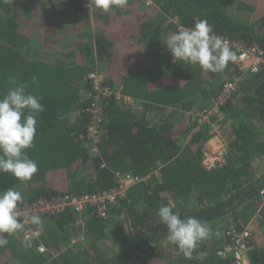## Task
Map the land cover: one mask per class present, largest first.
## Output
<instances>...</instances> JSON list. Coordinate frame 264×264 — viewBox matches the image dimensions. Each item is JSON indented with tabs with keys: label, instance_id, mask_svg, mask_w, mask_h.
Returning a JSON list of instances; mask_svg holds the SVG:
<instances>
[{
	"label": "trees",
	"instance_id": "trees-1",
	"mask_svg": "<svg viewBox=\"0 0 264 264\" xmlns=\"http://www.w3.org/2000/svg\"><path fill=\"white\" fill-rule=\"evenodd\" d=\"M151 1L154 7L145 11L139 10L140 0H127L104 12L88 8L87 0H0V98L10 86L8 77L15 76L28 84V93L43 98L44 107L34 147L26 150L39 171L27 182L0 173V191L23 186V204L116 188V173L148 177L111 207L106 220L88 210L80 216L81 227L79 216L67 210L46 218L39 240L4 234L8 244L0 247V264H162L155 252L167 240L157 217L162 205L219 233L228 217L239 227L257 213L262 235L254 230L250 260L264 264V171L253 165L264 160V72L244 79L221 109L224 123H230L227 163L207 171L201 149L212 133L197 128L188 112L202 108L236 74L234 61L221 72H207L174 61L164 44L178 25L192 28L206 19L216 35L264 48V0ZM227 3L235 6L234 14ZM63 13L74 21L67 33H76V44L61 59L33 53L32 38L54 36L56 15ZM157 42L161 47L152 50ZM97 68L138 104L134 110L115 99L106 102L100 157L90 155L85 140L87 75ZM80 233L84 242L71 246ZM223 242L215 235L200 242L192 259L169 242L168 257L171 264H233L217 256ZM39 244L51 253H38ZM199 252L207 255L201 259Z\"/></svg>",
	"mask_w": 264,
	"mask_h": 264
},
{
	"label": "built area",
	"instance_id": "built-area-1",
	"mask_svg": "<svg viewBox=\"0 0 264 264\" xmlns=\"http://www.w3.org/2000/svg\"><path fill=\"white\" fill-rule=\"evenodd\" d=\"M140 5L142 6L141 11L154 7L151 0H140ZM181 29H188V27L178 25L176 31ZM218 36L222 37L237 55V59L234 61L236 74L222 83L216 95L210 97L202 108L188 112V117L192 119L197 128L206 127L212 133L201 149V166L207 171L221 169L227 163L228 141L223 133L225 125H228V123H224V115L221 109L237 93L239 85L244 79L250 75L264 72V48L257 43L246 44L243 41L232 40L224 35L218 34ZM104 73L97 68L87 75L89 89L85 93V97L89 101V105L85 109L88 119L85 140L90 155L94 157L101 156L99 144L102 136L101 127L106 102L115 99L125 109L136 110L138 108L137 101L123 94L121 85H110ZM115 175L118 181L116 188L82 194L67 193L56 198H41L31 203L19 204L18 211L23 228L16 234L22 241L26 242L39 240L42 236L41 226L24 221L25 213L37 214L45 222L48 217L70 210L79 216L77 223L81 227L85 225V221L84 217L81 218L80 216L88 210H91L97 218L106 220L112 206L124 199L132 187L144 183L148 179V177L133 175L129 172L116 173ZM260 193L263 194V191H260ZM258 217V215H255L249 222L241 224L239 227L233 223L232 219H229L231 221H228L227 224L225 222L221 234L224 242L218 250L217 256L223 260L228 259L233 264H254L250 260V252L253 249L251 241ZM82 235L80 233L76 238H73L71 246L76 243L81 245L84 242ZM36 251L40 254L51 253L43 244H39Z\"/></svg>",
	"mask_w": 264,
	"mask_h": 264
},
{
	"label": "clouds",
	"instance_id": "clouds-1",
	"mask_svg": "<svg viewBox=\"0 0 264 264\" xmlns=\"http://www.w3.org/2000/svg\"><path fill=\"white\" fill-rule=\"evenodd\" d=\"M59 3L60 0H54ZM127 0H87L88 8L104 12L112 8H122ZM174 61H182L207 72L223 71L230 61H236L237 55L228 43L214 33L206 19L195 22L194 27L181 29L169 35L164 42ZM37 83V77L31 78ZM9 88L0 98V173H10L17 180L27 182L39 171L36 161L26 150L34 147L37 131V117L44 111L40 96L28 93V84L20 82L15 76H9ZM23 202L22 193L9 188L0 191V247L8 244L4 234L14 235L22 230L18 205ZM161 224L166 226L167 240L175 245L186 259L193 258L200 242L219 236L201 220L189 216L182 218L170 205H162L157 211ZM25 222L42 226V219L34 213H25ZM207 253L199 252L203 259Z\"/></svg>",
	"mask_w": 264,
	"mask_h": 264
},
{
	"label": "rangeland",
	"instance_id": "rangeland-1",
	"mask_svg": "<svg viewBox=\"0 0 264 264\" xmlns=\"http://www.w3.org/2000/svg\"><path fill=\"white\" fill-rule=\"evenodd\" d=\"M26 1H28V0H26ZM234 8H235V6L233 5V3H229V4L227 3L225 5V9L227 10V12L230 15L234 14ZM56 16H58V18L56 19V25L58 26L59 30L57 31V33L54 34V36L46 37V38L41 36L40 38H38L37 35H35L32 38L34 40V42H36V44H37V45L36 44L33 45V53L35 52L36 55L43 56V57H45V59L46 58L47 59H54V60L55 59H61L63 57V55L66 54L72 48V46H74L76 44V41H77V36H76V33L74 31L71 33H67V31L74 24L73 19L70 18L69 16H67L66 13L56 15ZM247 16L250 20L251 16H249V15H247ZM39 41L41 42V44H39ZM155 47H161L160 43L157 42V45H153V47H151V49L155 50ZM101 70L104 72V68L103 69L101 68ZM229 130H230V123H228V125H225L223 135L227 137V132ZM256 164H257L256 169L258 171H260L261 169H263V171H264V160H257ZM22 187L23 186H19V187L15 188V190L21 192L23 190ZM261 201H264L263 195L261 197ZM229 219H230V217L227 218V221L230 222L231 220H229ZM254 219H256V218H254ZM225 222H226V220H225ZM207 225L209 226L210 224H207ZM213 225L215 226V224H213ZM257 227L255 228L256 230H257ZM257 231L262 235V232H261L262 229L261 228H259ZM221 234H222V232L220 233L219 236L222 239ZM159 244H158V247H156L155 252L159 255V258L162 259V261H161L162 264H171L172 262H171V259L169 257L173 256V253L167 250L169 247L168 245L170 243L168 242V240H163ZM162 254L167 255V256H163Z\"/></svg>",
	"mask_w": 264,
	"mask_h": 264
},
{
	"label": "crops",
	"instance_id": "crops-1",
	"mask_svg": "<svg viewBox=\"0 0 264 264\" xmlns=\"http://www.w3.org/2000/svg\"><path fill=\"white\" fill-rule=\"evenodd\" d=\"M138 7H139V10L141 11V10H142V8H141L142 6L139 4ZM139 10H138V11H139ZM213 83H214V82H213ZM212 85L214 86V84L211 83V86H210V87H212ZM207 87H208V86H207ZM210 87H208V90L211 89ZM256 162H257V161H255L254 164H253L255 167L257 166ZM256 168H257V167H256ZM261 171H262V169H261ZM258 173H259V172H258ZM261 205H262V203H261L260 205H258L259 208L261 207ZM256 214H257V213H255L254 216H255ZM226 220H227V219H226ZM246 222H247V221H246ZM246 222H245V223H246ZM259 228H260V227H257V230H258ZM261 242L264 243V236H262V238H261ZM263 245H264V244H263Z\"/></svg>",
	"mask_w": 264,
	"mask_h": 264
},
{
	"label": "flooded vegetation",
	"instance_id": "flooded-vegetation-1",
	"mask_svg": "<svg viewBox=\"0 0 264 264\" xmlns=\"http://www.w3.org/2000/svg\"><path fill=\"white\" fill-rule=\"evenodd\" d=\"M84 96H85V94H84ZM86 98V97H85ZM88 105H89V102H88Z\"/></svg>",
	"mask_w": 264,
	"mask_h": 264
}]
</instances>
